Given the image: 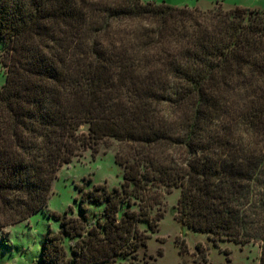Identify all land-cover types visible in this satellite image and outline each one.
<instances>
[{
  "label": "trees",
  "instance_id": "16d2710c",
  "mask_svg": "<svg viewBox=\"0 0 264 264\" xmlns=\"http://www.w3.org/2000/svg\"><path fill=\"white\" fill-rule=\"evenodd\" d=\"M0 63V231L43 209L63 164L117 144L119 185L53 212L37 264L131 263L173 189L182 225L258 240L264 264V10L0 0Z\"/></svg>",
  "mask_w": 264,
  "mask_h": 264
},
{
  "label": "rangeland",
  "instance_id": "374dc122",
  "mask_svg": "<svg viewBox=\"0 0 264 264\" xmlns=\"http://www.w3.org/2000/svg\"><path fill=\"white\" fill-rule=\"evenodd\" d=\"M171 5L209 8L216 2L224 6H242L264 10V0H145ZM5 77V68L0 63V86ZM80 130H85L81 127ZM117 144L100 147L91 155L89 150L63 164L51 182L46 205L27 219L9 225L0 231V264H37L44 237L56 232L59 221L53 212L78 216L81 192L96 184L107 189L116 187L121 181V169L114 162ZM179 190L164 193L161 202L151 214L161 212L152 231L147 222H138V228L148 234L145 248L137 250L129 264H258L260 242L248 240L235 242L219 240L216 244L208 233L193 231L182 225L171 211ZM87 212L97 213L102 205L86 201Z\"/></svg>",
  "mask_w": 264,
  "mask_h": 264
}]
</instances>
